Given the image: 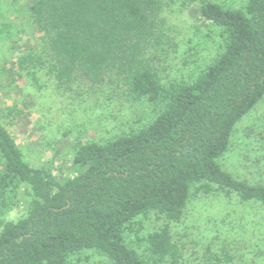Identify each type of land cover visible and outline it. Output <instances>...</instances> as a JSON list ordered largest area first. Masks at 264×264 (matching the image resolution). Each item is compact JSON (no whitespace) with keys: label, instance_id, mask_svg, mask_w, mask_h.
<instances>
[{"label":"trees","instance_id":"trees-1","mask_svg":"<svg viewBox=\"0 0 264 264\" xmlns=\"http://www.w3.org/2000/svg\"><path fill=\"white\" fill-rule=\"evenodd\" d=\"M44 37L58 85L120 82L131 101L157 107L143 126L107 139L77 142L73 174L57 179L34 167L0 122V215L28 196L17 220L0 217V264H73L93 250L111 264H178L169 225L138 237V217L178 221L193 193L235 194L264 204V181L236 178L219 163L236 123L264 96V0L224 7L216 0H26ZM193 4L219 28L221 50L187 81L164 82L154 64L163 40L161 14ZM40 64L26 55L20 64ZM133 233L142 251L128 245ZM208 251L202 264H228Z\"/></svg>","mask_w":264,"mask_h":264},{"label":"rangeland","instance_id":"rangeland-1","mask_svg":"<svg viewBox=\"0 0 264 264\" xmlns=\"http://www.w3.org/2000/svg\"><path fill=\"white\" fill-rule=\"evenodd\" d=\"M224 7H240L244 0H216ZM164 36L154 64L164 82L187 81L221 50L219 28L202 20L193 4L173 3L161 14ZM44 37L30 17L26 0H0V122L34 167H43L57 179L73 174L77 142L104 140L137 129L157 113L144 101H131L120 82L91 87L73 82L58 85L49 71ZM26 55L40 64H20ZM222 168L250 183L264 181V96L234 126ZM2 160L0 159V167ZM19 198L0 215L17 220L26 213L28 196ZM169 225L181 247L178 264H202L208 251H226L228 264H264V204L242 202L235 194L193 193L178 221L150 213L138 217V237ZM129 246L142 251L133 233ZM73 264H111L93 250L72 257Z\"/></svg>","mask_w":264,"mask_h":264}]
</instances>
